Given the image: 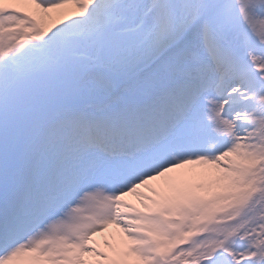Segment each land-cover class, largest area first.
Listing matches in <instances>:
<instances>
[{"label": "snow or ice", "instance_id": "6c2138e0", "mask_svg": "<svg viewBox=\"0 0 264 264\" xmlns=\"http://www.w3.org/2000/svg\"><path fill=\"white\" fill-rule=\"evenodd\" d=\"M0 264H264V0H0Z\"/></svg>", "mask_w": 264, "mask_h": 264}, {"label": "bare ground", "instance_id": "6f19581e", "mask_svg": "<svg viewBox=\"0 0 264 264\" xmlns=\"http://www.w3.org/2000/svg\"><path fill=\"white\" fill-rule=\"evenodd\" d=\"M203 168V169H202ZM209 169V166H199V165H188L183 169L176 170V172L172 173V176H186L192 178L194 181H202V177L200 174L206 172ZM155 184H160L162 181L154 182ZM133 198L138 205L141 206V201L137 196H129ZM114 226V225H113ZM110 233V232H109ZM108 232H104L102 234H98L97 236L102 238V242L105 244V247L109 250L110 248H119L123 250V248L130 243L123 235L120 229L116 228L115 226L111 230V235L109 236ZM115 236V240L112 241L111 237ZM111 254V253H110Z\"/></svg>", "mask_w": 264, "mask_h": 264}, {"label": "rangeland", "instance_id": "374dc122", "mask_svg": "<svg viewBox=\"0 0 264 264\" xmlns=\"http://www.w3.org/2000/svg\"><path fill=\"white\" fill-rule=\"evenodd\" d=\"M200 166V165H199ZM203 169V168H202ZM199 182V181H198Z\"/></svg>", "mask_w": 264, "mask_h": 264}]
</instances>
